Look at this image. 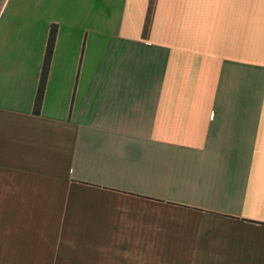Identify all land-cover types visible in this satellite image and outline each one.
Segmentation results:
<instances>
[{
	"label": "crops",
	"instance_id": "obj_1",
	"mask_svg": "<svg viewBox=\"0 0 264 264\" xmlns=\"http://www.w3.org/2000/svg\"><path fill=\"white\" fill-rule=\"evenodd\" d=\"M0 264H264V0H0Z\"/></svg>",
	"mask_w": 264,
	"mask_h": 264
},
{
	"label": "trees",
	"instance_id": "obj_2",
	"mask_svg": "<svg viewBox=\"0 0 264 264\" xmlns=\"http://www.w3.org/2000/svg\"><path fill=\"white\" fill-rule=\"evenodd\" d=\"M55 35H56V29L53 27L51 28L50 33H49L48 42H47V46H46V50L44 54L42 70L40 74V79H39L36 96L34 100V105H33L34 115H38L40 112L44 89H45L46 78L48 74L49 62L52 56V51H53V46H54V41H55Z\"/></svg>",
	"mask_w": 264,
	"mask_h": 264
}]
</instances>
